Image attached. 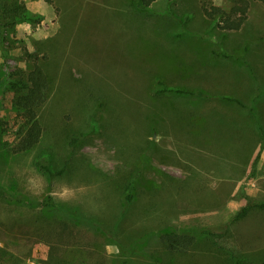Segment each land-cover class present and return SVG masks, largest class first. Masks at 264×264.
<instances>
[{
    "label": "rangeland",
    "instance_id": "rangeland-1",
    "mask_svg": "<svg viewBox=\"0 0 264 264\" xmlns=\"http://www.w3.org/2000/svg\"><path fill=\"white\" fill-rule=\"evenodd\" d=\"M235 1L0 0V264H264V3L237 31L203 11Z\"/></svg>",
    "mask_w": 264,
    "mask_h": 264
},
{
    "label": "trees",
    "instance_id": "trees-1",
    "mask_svg": "<svg viewBox=\"0 0 264 264\" xmlns=\"http://www.w3.org/2000/svg\"><path fill=\"white\" fill-rule=\"evenodd\" d=\"M156 0H135L137 8H146L149 3ZM168 2H175L177 0H167ZM264 3V0H257ZM19 7L7 5L0 6V12L2 20L3 18L13 17ZM204 13L208 18L214 16L219 17L221 23L220 29L224 32L237 31L241 28L247 18L248 1L236 0L227 12H224L218 8L212 9V11L204 8ZM29 57L33 61L32 69L27 75L25 82L17 83V86L21 87L23 91L22 95L17 99L15 109L21 111L27 118L25 126L20 130V138L16 143L15 151L25 152L33 148L40 140L43 128L40 124L37 110L45 103L48 89V78L41 67L36 61V56L30 54ZM159 92H172L175 94H185L177 89L164 88ZM234 101V100H232ZM131 200V195L127 196V201ZM262 206V205H261ZM247 209L243 208L238 217H243L246 214ZM161 241L164 244L168 252H186L193 245V236H178L173 233H165L161 236Z\"/></svg>",
    "mask_w": 264,
    "mask_h": 264
}]
</instances>
